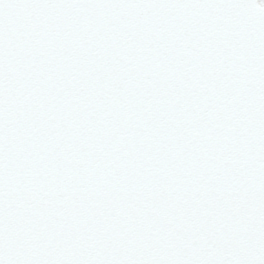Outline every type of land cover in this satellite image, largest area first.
Here are the masks:
<instances>
[{"label":"snow or ice","instance_id":"snow-or-ice-1","mask_svg":"<svg viewBox=\"0 0 264 264\" xmlns=\"http://www.w3.org/2000/svg\"><path fill=\"white\" fill-rule=\"evenodd\" d=\"M0 264H264V0H0Z\"/></svg>","mask_w":264,"mask_h":264}]
</instances>
